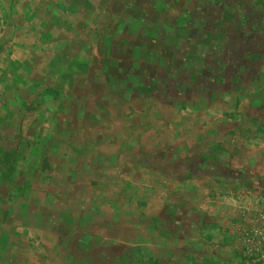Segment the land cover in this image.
<instances>
[{"label": "crops", "instance_id": "crops-1", "mask_svg": "<svg viewBox=\"0 0 264 264\" xmlns=\"http://www.w3.org/2000/svg\"><path fill=\"white\" fill-rule=\"evenodd\" d=\"M37 1L0 81V264H240L235 228L264 211V0Z\"/></svg>", "mask_w": 264, "mask_h": 264}, {"label": "trees", "instance_id": "trees-1", "mask_svg": "<svg viewBox=\"0 0 264 264\" xmlns=\"http://www.w3.org/2000/svg\"><path fill=\"white\" fill-rule=\"evenodd\" d=\"M21 1L24 0H1L0 2L5 7H8V12H4V15H1L0 11V23H2L5 26L4 29V35L2 37V46L0 47L1 50H3L2 55L0 56V81L2 80L3 76H6L4 71L10 72L9 83H18L21 80V76L24 74L23 70H17L18 69V63L14 62L15 55L18 56L17 51H15V47H13V34L11 37V32L13 33L14 30V23L12 21L13 15H23V12H25V7L22 6ZM42 2V5H45V2L43 0H39ZM37 0H29V4L33 5L36 4ZM18 4V5H17ZM40 4V3H39ZM16 6V7H14ZM46 7V6H45ZM44 9L43 6L40 7V10ZM7 10V9H6ZM48 12V11H47ZM7 36V37H6ZM7 41V42H6ZM1 42V41H0ZM206 44L212 45L216 42H219L217 38L213 37V34L210 32L206 33ZM16 52V53H15ZM22 69V68H21ZM35 108V106L33 105ZM31 106L28 107V110H34V108Z\"/></svg>", "mask_w": 264, "mask_h": 264}, {"label": "built area", "instance_id": "built-area-1", "mask_svg": "<svg viewBox=\"0 0 264 264\" xmlns=\"http://www.w3.org/2000/svg\"><path fill=\"white\" fill-rule=\"evenodd\" d=\"M244 228L242 243L247 256L245 264H264V213L257 215L254 223ZM240 264H244L242 259Z\"/></svg>", "mask_w": 264, "mask_h": 264}, {"label": "rangeland", "instance_id": "rangeland-1", "mask_svg": "<svg viewBox=\"0 0 264 264\" xmlns=\"http://www.w3.org/2000/svg\"><path fill=\"white\" fill-rule=\"evenodd\" d=\"M6 9L2 5V3L0 2V11H1L2 16L4 15V12H6V11L8 12V7H6ZM4 29H5V26L2 23H0V41H1L0 47L2 46V40L1 39H2L4 32H5ZM3 50L0 49V56L2 55ZM261 213H264V211L257 213L255 216H251L252 214H250V216L246 213L243 214V217H242L243 221L240 220L237 227L235 228V238L231 244V252H232L233 256H236V258H238L240 260L242 259V262H244V264L247 261V256L245 253L244 245L242 243L243 230L245 229L244 227H248V226L252 225L254 223V219H256L257 215H259ZM214 243L216 244V246L219 245L218 244L219 243L218 238H216V242H214Z\"/></svg>", "mask_w": 264, "mask_h": 264}]
</instances>
